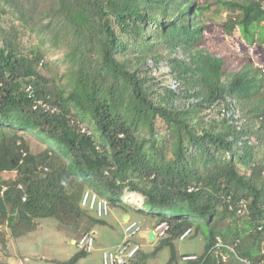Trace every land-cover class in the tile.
Wrapping results in <instances>:
<instances>
[{
    "label": "trees",
    "instance_id": "1",
    "mask_svg": "<svg viewBox=\"0 0 264 264\" xmlns=\"http://www.w3.org/2000/svg\"><path fill=\"white\" fill-rule=\"evenodd\" d=\"M218 4L228 12L226 35L239 29L248 44L264 41V0ZM206 10L196 0H0V13L62 51L68 68L65 83H56L40 71L39 51L0 46V174L16 172L0 180V227L17 238L53 218L81 230L80 238L104 224L82 207L85 190L114 197L113 205L126 191L141 195L147 210L122 203L128 213L168 224L160 243L171 247L168 264L177 261L173 241L187 230L205 236V251L228 242L217 228L225 216L248 219L230 244L239 241L238 256L260 264L264 166L252 140L264 145V78L249 61L235 72L203 49ZM163 49L186 57L169 58L179 94L145 65L151 58L158 69ZM216 109L218 117L206 119ZM26 133L47 147L33 155ZM140 254L129 264H140ZM85 256L79 251L67 264Z\"/></svg>",
    "mask_w": 264,
    "mask_h": 264
},
{
    "label": "rangeland",
    "instance_id": "2",
    "mask_svg": "<svg viewBox=\"0 0 264 264\" xmlns=\"http://www.w3.org/2000/svg\"><path fill=\"white\" fill-rule=\"evenodd\" d=\"M196 3L207 6V10L204 13L207 29L204 32L205 38L201 44L203 49L212 55L226 59L229 69L235 72L249 61L255 68L260 70V77L264 78V41L248 44L242 39L239 29H236L232 35H226L222 30V24L225 23L228 12L218 4V0H196ZM46 23L44 21L40 25H45ZM4 42L14 43L21 51L36 50L42 53L45 62L41 66L40 71L47 77L52 78L56 83H65L66 79L64 75L68 68L64 64L62 51L54 50L50 44H44L37 34L23 27L13 15H3L0 13V46H3ZM160 54L163 58L159 63L158 69L155 67L154 61L151 58L148 59L145 65L152 69L153 75L161 80L162 87L169 83V76H171L169 74L171 71L169 58L176 56L179 59H185L186 57L183 55L181 49H178L174 54L170 53L167 49H163ZM134 57L135 54L129 58L134 60ZM160 91L162 92V90ZM217 117L216 109L206 119H216ZM5 135L11 136V133L6 131ZM24 141L33 155L40 154L47 147L42 140L30 133L25 134ZM252 143L257 145V148L254 150L256 161L262 162L264 166V145H258L254 139ZM15 175V171L3 172L0 174V180L14 179ZM90 192V189H86L84 195ZM130 195L139 194L125 191L121 198V204L113 205L109 201L115 198L105 193L102 194V197L107 199L108 202V215L103 218L104 224H96L90 230L96 234L93 249L91 253L81 258L76 264H103V253L105 251H115L118 247L122 246L127 240L126 234L124 233V217L127 214L130 215L131 220L139 224L142 230L148 231L154 229L157 221L155 218L134 211L128 213L125 210L123 204L131 205L130 207L142 210L143 206L138 207L126 202L125 198ZM139 196L142 198L141 203L143 204L144 198L141 195ZM144 210L147 211L146 208ZM85 211L90 217H94L93 211L86 209ZM247 221L248 219L245 216L235 218L225 216L217 223V228L220 231H224L227 236V241L231 242L233 240L232 232L235 227L237 226L239 231L244 232V223ZM37 222L38 225L34 229L17 238L12 236L11 229L6 225L0 227V230H3L4 236L0 242L1 263L67 264L73 256L79 253L76 241L82 232L81 230H75L76 228L72 226L59 224L53 218L41 219ZM192 232L189 235L190 237L184 240L177 239L173 241L177 264H186L182 261V256H200L204 253L205 236L202 233L195 234ZM242 240L248 241L247 246L253 243V239L247 238L246 235L242 236ZM133 241L139 243L142 247L141 254L136 263L141 264L140 259L143 257H145L144 264H168L170 261L172 255L171 247L161 245V239H156L154 244H149L145 239H139L137 237ZM261 248L264 249V241L261 243ZM216 253L218 255V252ZM222 254L225 256V260L221 257V261L223 263L226 262L224 264H244L238 262L233 256Z\"/></svg>",
    "mask_w": 264,
    "mask_h": 264
},
{
    "label": "built area",
    "instance_id": "3",
    "mask_svg": "<svg viewBox=\"0 0 264 264\" xmlns=\"http://www.w3.org/2000/svg\"><path fill=\"white\" fill-rule=\"evenodd\" d=\"M152 67L154 68V65L152 64ZM169 83L163 87L169 88L176 93H181L182 86L181 84L172 76H169ZM41 104V103H40ZM44 108L49 109L45 104L42 105ZM55 109H52V112H54ZM221 116L227 117V118H238V114L234 111H229L226 109L221 110ZM82 133H85L87 135H90L91 132L84 126L81 127L80 130ZM3 194V190L0 191V195ZM245 202H243L242 208L238 211V213L242 214L245 212L244 206ZM83 205L88 206L91 210L95 211L98 218H104L108 215V204L107 201L103 198H99L98 195L93 193H86L83 199ZM264 207V205H263ZM261 229V228H259ZM141 231L140 226L136 222H130L125 227V234L127 241L122 246L118 247L115 251H105L103 253V264H129L131 260H133L138 252L141 249V246L138 244L133 243L131 240L134 239ZM155 231L158 235V238H164L167 235L168 231V224L166 222L160 223L156 228ZM190 232L187 231L181 238L183 239L186 237ZM96 234L94 232L87 233L83 235L77 242L76 246L85 251L86 253H90L93 249L94 240H95ZM220 246V244H218ZM197 258L195 256H188L183 257L184 261H191L196 260ZM260 264H264V252L263 257L260 262Z\"/></svg>",
    "mask_w": 264,
    "mask_h": 264
},
{
    "label": "clouds",
    "instance_id": "4",
    "mask_svg": "<svg viewBox=\"0 0 264 264\" xmlns=\"http://www.w3.org/2000/svg\"><path fill=\"white\" fill-rule=\"evenodd\" d=\"M3 190V192H4V188L2 189ZM90 193H93V194H96V195H98V197H100V198H103L101 195H99L98 193H95V192H90ZM85 196V195H84ZM84 196H83V199H84ZM122 198V197H121ZM83 199H82V201H83ZM103 199H105V198H103ZM106 201H107V199H105ZM107 204H108V202H107ZM81 205H82V202H81ZM83 207H87V209H89V210H91L88 206H84V205H82ZM128 206H131V205H128ZM142 206H143V204H142ZM142 210H144V206L142 207ZM91 211H93V210H91ZM109 211V210H108ZM94 212V214H95V216L98 218V216H97V214H96V212L95 211H93ZM129 215V214H128ZM99 219H103V218H99ZM130 222H136V221H133V220H131L130 219V221L129 222H127V223H125V227H126V225L128 224V223H130ZM137 223V222H136ZM162 223V222H161ZM138 224V223H137ZM160 224V223H159ZM157 222H156V225L154 226V231H155V228L159 225ZM139 225V224H138ZM141 228V227H140ZM125 230V229H124ZM142 231H145V230H142V228H141V231H140V233L142 232ZM187 231H189L190 232V230H187ZM187 231H185L180 237H179V239L180 240H184V239H186L187 237H190L189 235L191 234V232L186 236V237H184L183 239L181 238ZM90 232H92V231H89V232H87V233H90ZM87 233H85V234H87ZM125 233V232H124ZM139 233V234H140ZM155 233H156V231H155ZM85 234H83V235H85ZM138 234V235H139ZM157 234V233H156ZM82 235V236H83ZM138 235L136 236L137 238H139L138 237ZM81 236V237H82ZM167 236V235H166ZM166 236L164 237V238H166ZM80 237V238H81ZM80 238H78L77 239V241L80 239ZM96 238V237H95ZM164 238H158V235H157V239L159 240V239H164ZM127 239V238H126ZM135 239V238H134ZM134 239H132L131 241L133 242V243H135V244H138V245H140L139 243H137V242H134L133 240ZM139 239H143V238H139ZM76 241V242H77ZM127 241V240H126ZM126 241L124 242V243H126ZM239 241H237L235 244H233V245H231L230 244V242H224L222 239H218L217 240V242L212 246V247H210L207 251H205L204 250V253L202 254V255H200V256H198V255H185V256H182L181 257V259H182V261L184 262V263H186V264H203L205 261H206V259L208 258V257H211L212 259H214L215 260V264H224V263H226V262H222L221 261V257L223 258V260H225V256H223V254L222 253H224V254H226V255H228V256H233V257H235L237 260H238V262H242V263H244V264H251L248 260H246V259H242V258H240L239 256H238V254H237V252H236V245H237V243H238ZM155 243V242H154ZM153 243V244H154ZM218 244H220V246H218ZM141 246V245H140ZM78 248V247H77ZM79 249V248H78ZM79 251H83V250H81V249H79ZM142 251V247H141V249H140V251L138 252V253H140ZM262 251V255H263V252H264V249H262L261 250ZM84 253H86L85 251H83ZM216 252H218V255H217V253ZM91 253V252H90ZM214 253H215V255H214ZM86 254H89V253H86ZM138 255V254H137ZM136 255V256H137ZM188 256H195L197 259L196 260H191V261H184L183 260V257H188ZM219 258V259H218ZM135 260V258L133 259V260H131L130 261V263L132 262V261H134ZM240 260H242V261H240ZM175 264H177V261H176V263Z\"/></svg>",
    "mask_w": 264,
    "mask_h": 264
},
{
    "label": "water",
    "instance_id": "5",
    "mask_svg": "<svg viewBox=\"0 0 264 264\" xmlns=\"http://www.w3.org/2000/svg\"><path fill=\"white\" fill-rule=\"evenodd\" d=\"M130 215H126L124 217V222L127 223L130 221ZM139 238H143L146 240L147 243L149 244H153L155 242V240L157 239V234L155 233V231L153 229L148 230V231H142L139 235Z\"/></svg>",
    "mask_w": 264,
    "mask_h": 264
},
{
    "label": "bare ground",
    "instance_id": "6",
    "mask_svg": "<svg viewBox=\"0 0 264 264\" xmlns=\"http://www.w3.org/2000/svg\"><path fill=\"white\" fill-rule=\"evenodd\" d=\"M139 195H130L128 197L125 198L126 202H128L129 204L141 207L142 206V198Z\"/></svg>",
    "mask_w": 264,
    "mask_h": 264
},
{
    "label": "crops",
    "instance_id": "7",
    "mask_svg": "<svg viewBox=\"0 0 264 264\" xmlns=\"http://www.w3.org/2000/svg\"><path fill=\"white\" fill-rule=\"evenodd\" d=\"M241 35V34H240ZM128 215V214H127ZM131 218V217H130Z\"/></svg>",
    "mask_w": 264,
    "mask_h": 264
}]
</instances>
